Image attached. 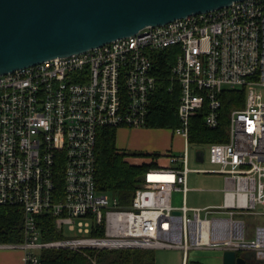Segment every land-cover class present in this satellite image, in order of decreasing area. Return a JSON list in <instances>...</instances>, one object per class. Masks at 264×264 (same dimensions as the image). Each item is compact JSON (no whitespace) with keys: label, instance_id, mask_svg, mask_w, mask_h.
I'll list each match as a JSON object with an SVG mask.
<instances>
[{"label":"built area","instance_id":"obj_1","mask_svg":"<svg viewBox=\"0 0 264 264\" xmlns=\"http://www.w3.org/2000/svg\"><path fill=\"white\" fill-rule=\"evenodd\" d=\"M159 54L172 58L169 91L179 90L172 132L184 140L182 154L168 155L171 167L149 170L128 204L114 196L109 202L95 183L98 131L146 128ZM223 89L242 90L244 101L229 114L227 142L207 145L218 168L190 170V119L204 110L203 126L218 128ZM191 172L224 177L222 205L186 206ZM174 192L182 193L180 207L172 204ZM0 206L22 211V242L0 244L20 251L22 264H41L39 252L47 249L179 250L181 264L189 251L210 250L250 254L253 264H264V0L148 26L1 75ZM42 214L54 218L64 238L41 239ZM243 216L263 218L249 240ZM93 230L103 235L90 236Z\"/></svg>","mask_w":264,"mask_h":264},{"label":"water","instance_id":"obj_2","mask_svg":"<svg viewBox=\"0 0 264 264\" xmlns=\"http://www.w3.org/2000/svg\"><path fill=\"white\" fill-rule=\"evenodd\" d=\"M238 1L243 0H0V76ZM195 161H204L203 151ZM222 264L245 261L224 252Z\"/></svg>","mask_w":264,"mask_h":264},{"label":"trees","instance_id":"obj_3","mask_svg":"<svg viewBox=\"0 0 264 264\" xmlns=\"http://www.w3.org/2000/svg\"><path fill=\"white\" fill-rule=\"evenodd\" d=\"M154 62V75L157 84L151 100L149 117L146 128L174 130L179 126L176 108L179 100V90L176 85L171 87L170 65L172 58L161 54ZM162 56V57H160ZM221 108L219 126L209 130L203 126L204 110L199 111L190 119L189 144L207 146L213 143H225L228 139V117L232 110L243 105L242 90L223 89L219 95ZM115 129H100L95 147V183L101 193L110 194L118 198L121 205H126L133 197L144 180V175L153 169H160L157 162L161 157L158 153H145L143 157L148 162L133 164L129 158L137 157L135 153H126L115 146ZM57 193L62 196V176L57 174ZM23 214L20 208L14 206H0V244L22 242ZM36 223L40 229L43 241H55L64 238L62 232L54 225V218L50 214L36 216ZM102 230L92 231L90 236H102ZM246 264L250 261V254L240 255ZM41 264H155L153 252L149 250H83L82 252L67 249H47L39 252Z\"/></svg>","mask_w":264,"mask_h":264},{"label":"rangeland","instance_id":"obj_4","mask_svg":"<svg viewBox=\"0 0 264 264\" xmlns=\"http://www.w3.org/2000/svg\"><path fill=\"white\" fill-rule=\"evenodd\" d=\"M133 131L129 128L116 129L115 146L122 152L135 153L137 155V157L129 158L130 163L138 164L148 162L149 160L142 156L146 152L134 147L136 136ZM169 131L171 132V130ZM182 150L183 144L175 143L173 155L179 157L182 154ZM197 151H203L204 161L202 163L195 161V153ZM160 155L165 154L160 153ZM157 162L162 166L171 167L166 157H161ZM187 168L190 170H216L218 167L209 162V150L207 146L189 144ZM186 187L188 191L185 194V204L188 208L203 209L222 205L224 190V177L222 175L191 172L187 176ZM105 194L109 202H111L113 196L107 193ZM172 201L173 206L180 207L182 205V193L174 192L172 194ZM201 215L203 216L204 214L202 213ZM241 219L244 222L246 239H252L254 227L256 225H262L263 218L243 216ZM152 252L155 264H181L182 262V253L179 250H153ZM187 260L188 264H222V252L193 250L188 252Z\"/></svg>","mask_w":264,"mask_h":264},{"label":"crops","instance_id":"obj_5","mask_svg":"<svg viewBox=\"0 0 264 264\" xmlns=\"http://www.w3.org/2000/svg\"><path fill=\"white\" fill-rule=\"evenodd\" d=\"M135 133L134 147L146 153H162L165 155L173 154L174 144H183L181 136L175 135L172 130L139 128L132 129ZM198 163V162H197ZM161 168H165L159 164ZM173 204V201H172ZM178 207V206H176ZM22 253L17 250L0 249V264H22Z\"/></svg>","mask_w":264,"mask_h":264},{"label":"bare ground","instance_id":"obj_6","mask_svg":"<svg viewBox=\"0 0 264 264\" xmlns=\"http://www.w3.org/2000/svg\"><path fill=\"white\" fill-rule=\"evenodd\" d=\"M152 175H158V174L153 173Z\"/></svg>","mask_w":264,"mask_h":264}]
</instances>
